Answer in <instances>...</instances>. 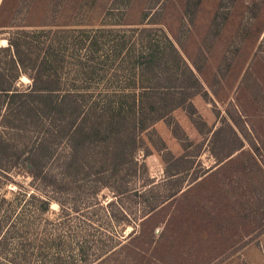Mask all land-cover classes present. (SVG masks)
<instances>
[{
  "label": "rangeland",
  "instance_id": "rangeland-1",
  "mask_svg": "<svg viewBox=\"0 0 264 264\" xmlns=\"http://www.w3.org/2000/svg\"><path fill=\"white\" fill-rule=\"evenodd\" d=\"M44 25L161 29L165 38L153 30L151 40L165 53L172 45L178 56L166 57L160 67H190L197 78L185 105L143 135L150 154L139 151L136 157L146 172L126 179L129 188L153 181L154 195L163 197L181 189L176 203H165L160 214L142 223L143 204L125 195L106 189L92 193L87 179L67 190L69 204L74 194L84 195L103 221L118 209L103 208L108 202L122 198L126 205L130 226L96 233L114 241L98 261L264 264V0H0V67H13L2 50L5 38ZM237 146L242 149L216 166ZM181 155L192 169L185 172L181 161L176 181L166 182L167 173L175 172L169 165ZM13 178L36 192L29 178ZM4 181L1 176L0 193ZM51 209L46 218L57 225L62 209L56 201Z\"/></svg>",
  "mask_w": 264,
  "mask_h": 264
},
{
  "label": "trees",
  "instance_id": "trees-1",
  "mask_svg": "<svg viewBox=\"0 0 264 264\" xmlns=\"http://www.w3.org/2000/svg\"><path fill=\"white\" fill-rule=\"evenodd\" d=\"M153 30L44 25L5 38L2 50L13 67H0V177L6 187L0 193V264L115 261H98L114 241L96 233L130 226V215L122 198L103 207L118 206L108 221L84 195L74 194L69 204L67 190L84 179L92 193L106 189L143 204L142 223L160 214L165 203L179 200L181 189L163 197L154 195L153 181L134 188L127 181L146 172L136 157L139 151L150 154L143 135L184 106L194 88L191 80L197 81L190 67H160L178 53L172 45L162 52L151 33L165 34ZM241 149L230 150L216 166ZM173 159L169 168L175 172H166L171 184L181 173V161L185 172L193 165L187 156ZM13 175L36 183V192L25 190ZM54 201L62 209L58 226L46 218Z\"/></svg>",
  "mask_w": 264,
  "mask_h": 264
},
{
  "label": "crops",
  "instance_id": "crops-1",
  "mask_svg": "<svg viewBox=\"0 0 264 264\" xmlns=\"http://www.w3.org/2000/svg\"><path fill=\"white\" fill-rule=\"evenodd\" d=\"M178 148H180V146L177 144Z\"/></svg>",
  "mask_w": 264,
  "mask_h": 264
}]
</instances>
